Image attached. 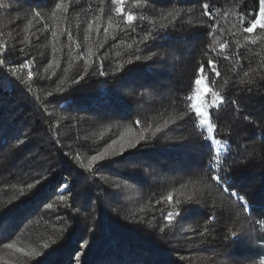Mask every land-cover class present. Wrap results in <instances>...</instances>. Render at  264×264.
I'll list each match as a JSON object with an SVG mask.
<instances>
[{"label":"trees","instance_id":"trees-1","mask_svg":"<svg viewBox=\"0 0 264 264\" xmlns=\"http://www.w3.org/2000/svg\"><path fill=\"white\" fill-rule=\"evenodd\" d=\"M258 16L259 0H0V264H264ZM197 79L217 94L210 142ZM198 224L195 255L180 241Z\"/></svg>","mask_w":264,"mask_h":264},{"label":"snow or ice","instance_id":"snow-or-ice-1","mask_svg":"<svg viewBox=\"0 0 264 264\" xmlns=\"http://www.w3.org/2000/svg\"><path fill=\"white\" fill-rule=\"evenodd\" d=\"M116 2L120 3V2H122V0H116ZM57 7H59V5H57ZM203 7L205 9H207L208 5L204 4ZM119 10L123 11L122 8L119 9ZM259 14H260V17H264V0H259ZM36 15L39 16L40 13H36ZM134 19H135V17L131 13H129L127 15V21L128 22H132ZM257 26H259L260 28L264 29V22H262V20L259 19V18L253 19L251 21V26L245 28L244 31L247 32V33H252L253 30L255 28H257ZM251 42L253 44L256 43L255 40H253ZM222 47H223V45H222ZM9 54L10 53H5L6 56L9 55ZM137 59H139V57H137ZM5 62H6L5 60H0V70H2V66L5 64ZM209 66L214 71V74L216 76H219V73L215 72V65L213 64V62L209 61ZM8 71L11 72L12 70L8 69ZM200 72H203V66L201 67ZM29 77L31 78V73H29ZM199 83H200V81L197 79L196 80V84H199ZM205 94L206 95H211V97L213 98L211 104H208L205 107L208 108V109L216 108L217 104H218V101L216 99L217 94L215 92H212L211 89H207ZM222 101H223V97H220V102H222ZM193 115L199 120V125L198 126L200 128H206L207 132L209 133V135L207 137H205V139L207 141H209V142L212 141L213 140V136L211 134L213 133V131H214L216 126L214 124L210 123L209 112L207 110H202L200 107H194ZM137 123H139V121H137ZM141 139H143V137H141ZM215 143L217 145H219L221 143V141L220 140H215ZM134 146L135 145H130V147H134ZM219 152H220V149L217 148L216 149V153L219 154ZM99 159H103V156L101 155V156H93L92 157L93 161H97ZM90 166L91 165H89V167ZM209 167L211 168V164H209ZM213 179L216 180L217 182H220L222 180V177L221 176H214ZM171 199H172L171 196H169V200H171ZM241 199H243V198H241ZM48 207L50 208L51 205H48ZM171 217H172V214L169 213L168 217H167L169 223H171ZM232 235H233V237H235L236 233H232ZM9 247H11V245H9Z\"/></svg>","mask_w":264,"mask_h":264},{"label":"rangeland","instance_id":"rangeland-1","mask_svg":"<svg viewBox=\"0 0 264 264\" xmlns=\"http://www.w3.org/2000/svg\"><path fill=\"white\" fill-rule=\"evenodd\" d=\"M258 18L259 19H263L264 20V17H260V14H259V16H258ZM208 88H207V85H206V82L205 81H201L200 83H199V93L197 94V96L195 97V100H194V107H200L202 110H207L208 112H209V109L208 108H206L205 106L206 105H208V104H211V102H212V99H210V100H206V90H207ZM201 224H198L197 225V227L195 228V230L193 229V228H190V229H188V228H186V229H184V231H183V236L184 235H188V239H186L185 238V236H184V238H182L181 239V243H183L184 245H185V249L187 250V251H191L193 254H197V255H199V251L201 250V249H199L197 246H196V244L195 243H193V242H190V240H191V238L193 237V235L194 234H196L197 233V231L199 230V229H201V226H200ZM194 230V231H193ZM193 232V233H192ZM195 240V239H194ZM250 242V238H248V240L246 241V242ZM213 247H215V248H210V249H212V251L211 252H216L217 250H219L220 248L219 247H216V246H213ZM250 248H254V246L251 244L250 245ZM221 251V250H220ZM209 254H210V252H209ZM201 255V254H200ZM206 255V253L204 254L203 253V255L202 256H205ZM245 256H243L242 258H244ZM212 259V257L211 256H209V257H204V259H206V260H209V259ZM205 260V261H206ZM213 262V261H212Z\"/></svg>","mask_w":264,"mask_h":264}]
</instances>
